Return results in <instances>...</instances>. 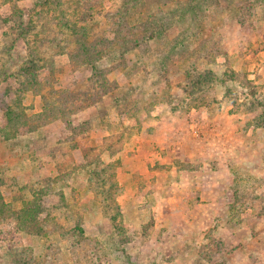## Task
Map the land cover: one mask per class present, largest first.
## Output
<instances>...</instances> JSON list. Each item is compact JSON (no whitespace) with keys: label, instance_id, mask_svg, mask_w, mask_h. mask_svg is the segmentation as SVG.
I'll return each mask as SVG.
<instances>
[{"label":"rangeland","instance_id":"rangeland-1","mask_svg":"<svg viewBox=\"0 0 264 264\" xmlns=\"http://www.w3.org/2000/svg\"><path fill=\"white\" fill-rule=\"evenodd\" d=\"M188 3L0 0V264H264V0Z\"/></svg>","mask_w":264,"mask_h":264},{"label":"trees","instance_id":"trees-1","mask_svg":"<svg viewBox=\"0 0 264 264\" xmlns=\"http://www.w3.org/2000/svg\"><path fill=\"white\" fill-rule=\"evenodd\" d=\"M203 1L206 2L208 0H188V2H189L188 4L198 5V4L202 3ZM252 1H255V0H247L248 4H251ZM185 7H187V5H185ZM86 58L88 59L87 56H86ZM89 61L92 63V60H89ZM5 116L7 118V121L5 123V128L7 129V131L9 133L14 132L13 134H15L17 132L24 131V130H28V132H33L32 126L38 122H41V121H39L38 118L34 117V115L31 117L22 116L20 113L15 112L11 109H7ZM38 116L41 117L42 115L38 114ZM28 127L30 129H28Z\"/></svg>","mask_w":264,"mask_h":264}]
</instances>
